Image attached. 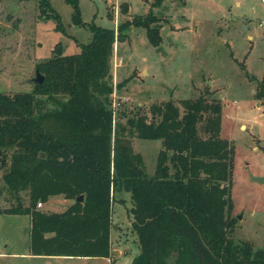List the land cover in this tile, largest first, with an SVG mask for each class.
Here are the masks:
<instances>
[{"label":"trees","instance_id":"trees-1","mask_svg":"<svg viewBox=\"0 0 264 264\" xmlns=\"http://www.w3.org/2000/svg\"><path fill=\"white\" fill-rule=\"evenodd\" d=\"M37 2L40 15L65 33L50 1ZM65 2L81 24L78 0ZM157 21L150 11L117 29L91 23L92 38L78 53L66 55L58 43L51 58L37 63L42 83L30 92H0V180L14 200L0 214L29 217L33 255L110 257L112 203L124 191L139 246L131 264H264V248L232 238L234 146L220 136L219 99L167 100L148 112L138 107L126 125L113 123L115 42L135 26L158 45ZM256 97L264 98V87ZM132 137L161 141L152 175ZM55 196L71 204L60 212L37 207Z\"/></svg>","mask_w":264,"mask_h":264},{"label":"rangeland","instance_id":"rangeland-1","mask_svg":"<svg viewBox=\"0 0 264 264\" xmlns=\"http://www.w3.org/2000/svg\"><path fill=\"white\" fill-rule=\"evenodd\" d=\"M60 15L65 33L54 18L40 15L37 0H0V92H30L37 63L62 44L64 54L80 51L92 38L89 25L115 28L148 12L158 18L160 43H150L143 27L130 26L116 40L112 58L113 92L109 108L113 123L133 117L138 107L167 100L195 99L208 94L221 101L220 136L234 146L232 169V238L264 248V0H78L82 23L72 21L65 0H49ZM122 4L127 5L124 14ZM155 25V24H151ZM125 82L122 87L117 85ZM263 86V87H262ZM182 109V108H181ZM145 171L152 175L162 147L160 140L131 138ZM0 206L14 203L2 189ZM70 200L50 198L43 211L65 210ZM127 192L112 203L110 257L33 255L27 215L0 214V264H131L139 253L131 230ZM27 229V230H26Z\"/></svg>","mask_w":264,"mask_h":264},{"label":"water","instance_id":"water-1","mask_svg":"<svg viewBox=\"0 0 264 264\" xmlns=\"http://www.w3.org/2000/svg\"><path fill=\"white\" fill-rule=\"evenodd\" d=\"M43 81V76L40 74L38 68H36V75L35 77L33 78V82H36V83H42ZM251 179L253 181H256L258 183H264V176H254V175H251ZM83 201V195H79L77 198H76V202H82ZM27 230V229H26ZM116 252V251H115Z\"/></svg>","mask_w":264,"mask_h":264},{"label":"crops","instance_id":"crops-1","mask_svg":"<svg viewBox=\"0 0 264 264\" xmlns=\"http://www.w3.org/2000/svg\"><path fill=\"white\" fill-rule=\"evenodd\" d=\"M111 246H112V245H111ZM112 250H113V252L116 253V254L120 253L119 249L115 250V248H112ZM115 251H116V252H115Z\"/></svg>","mask_w":264,"mask_h":264},{"label":"built area","instance_id":"built-area-1","mask_svg":"<svg viewBox=\"0 0 264 264\" xmlns=\"http://www.w3.org/2000/svg\"><path fill=\"white\" fill-rule=\"evenodd\" d=\"M41 205H42V204H41L40 202L37 204L38 207H40Z\"/></svg>","mask_w":264,"mask_h":264}]
</instances>
